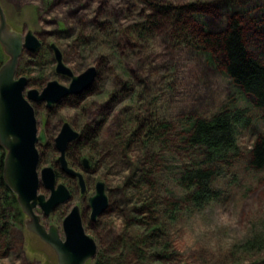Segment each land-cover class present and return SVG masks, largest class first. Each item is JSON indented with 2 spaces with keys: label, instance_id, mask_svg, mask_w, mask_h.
Wrapping results in <instances>:
<instances>
[{
  "label": "rangeland",
  "instance_id": "obj_1",
  "mask_svg": "<svg viewBox=\"0 0 264 264\" xmlns=\"http://www.w3.org/2000/svg\"><path fill=\"white\" fill-rule=\"evenodd\" d=\"M142 1L0 0L11 28L18 33L33 30L49 50V54L44 55L46 63L42 65L31 63L32 54L25 53L24 59L29 62L20 66L21 76L31 80L27 91L37 89L42 92L53 80L70 85V79L55 72L51 44L61 49L64 62L76 75L90 67L98 70L96 82L90 88H94V93L85 100L79 102V95L71 96L52 109H48L46 103H32L38 128L44 130L47 137L46 144L39 147V172L44 167L53 166L59 182L73 189V200L43 222L58 227L64 238L63 221L78 205L87 233L100 242L124 229L131 220L130 223H140L149 215L138 217L136 212L141 199H145L137 193L140 186L136 187L142 176L141 166L137 163L143 154L144 143L129 145V155L122 163L118 158L110 159V168L99 165L84 172L87 191L82 194L77 183L56 164L59 154L54 152V140L64 123H70L80 132L78 126L97 122L101 126L97 142L107 141L117 128L121 111L133 106L135 100L143 112L149 113L151 122L155 119L167 124L169 132L164 145L158 143L159 146L152 148L153 165L156 166L152 170L157 171L158 195L164 198V208H173L176 206L171 204L180 202L182 196L176 178L185 163L181 135L186 130L188 118L210 117L222 109L245 108L250 124L239 132L242 154L221 175L217 183L222 193L219 200L201 210H188V204L181 203L174 220L164 214L167 228L164 251L168 256L164 264H264V247H258L261 250L245 249L255 237L264 239V169H255L248 155L257 139L264 137V109H256L252 97L233 84L226 74L223 60L196 42L183 43L181 37L175 40L167 24L149 32L147 38L132 35L128 42H124L126 27L142 21V13H150L147 11L149 6ZM152 1L175 6L196 4V13L190 15L185 24L212 35L223 33L229 22L237 18L242 22L250 50L254 53L264 50V0ZM106 24L115 27L113 36L102 34L104 29H101ZM61 28L68 30L62 32ZM81 30H84V36L95 40L84 49L72 50L73 41ZM7 60L8 57L3 64ZM71 155L73 167L81 171L76 154ZM84 155L87 150L82 157ZM132 177L134 179L130 181ZM99 180L107 185L110 206L93 225L88 201L95 194ZM41 192L50 195L45 189ZM37 211L41 212L40 209ZM155 216L159 219L161 214ZM13 239L11 254L0 260V264H57L54 251L25 227L16 229Z\"/></svg>",
  "mask_w": 264,
  "mask_h": 264
},
{
  "label": "trees",
  "instance_id": "obj_2",
  "mask_svg": "<svg viewBox=\"0 0 264 264\" xmlns=\"http://www.w3.org/2000/svg\"><path fill=\"white\" fill-rule=\"evenodd\" d=\"M142 2L149 6L147 11L149 10L150 13H142V21L126 27V32L123 33L124 42H128V37L132 35L137 38H147L149 32L156 31L167 24L173 31L175 40L181 37L183 43L196 42L211 55L223 60L226 74L233 84L245 95L252 97L256 109H264V50L260 53L250 50L239 19L233 18L223 33L212 35L199 32L195 27L185 24L187 18L196 13V4L175 6L152 0ZM103 29L102 34L106 37L113 36L116 30L114 26L107 24L101 30ZM67 30L61 28L62 32ZM94 40L93 37L84 36V30H81L73 41L72 50L84 49V46ZM45 54H49V50L44 47L32 54L30 62L37 65L45 64ZM24 56L25 53L17 68L19 76L22 72L20 65L23 63L27 65L29 62V59H24ZM6 58L0 44V67ZM38 58H40L39 61ZM50 60H52L51 57ZM92 93L94 88L79 95L77 100L81 102ZM133 103V106H128L121 111L117 128L107 141L97 142L101 131L99 123L86 122L78 126L80 139L71 145L67 153L68 160L70 159L71 162L73 158L71 154L74 153L77 160L89 158L93 168L99 165L109 167L110 159L118 158L122 163L126 155H129V145L138 146L140 142L144 143L143 154L137 163L141 166L142 176L136 187L140 186L137 193L140 198L145 199H141L142 203L136 212L138 217L149 215L140 223H130L131 220L124 229L110 235V240L96 241L98 254L91 264H164V259L168 258L165 255L166 250L164 251V234L167 229L164 224V214L174 220V214L181 203L188 204V210H201L212 201L219 200L222 193L217 183L224 171L241 157L239 132L241 128L250 124L245 108L222 109L210 117H189L186 130L181 135L185 163L182 164L176 178L177 186L182 190V196L180 202L175 201L176 203L171 204L176 207L164 208V198L158 195L157 171L152 170L156 167L153 165L155 158L152 148L159 146L158 143L164 145L169 126L155 119L151 122L149 113L146 110L143 112L142 107L135 100ZM72 124L75 125L74 122ZM84 150H87V155L82 157ZM248 155L255 169H264V137L257 139L249 149ZM5 158L6 150L0 145V260L11 254L14 247L13 233L16 229L25 227L26 219L16 195L5 181ZM133 179L134 177L130 178V181ZM68 187L73 193L71 186ZM155 214H161V217L157 219L158 216ZM258 247H264V239L260 236L251 240L245 249H262Z\"/></svg>",
  "mask_w": 264,
  "mask_h": 264
},
{
  "label": "water",
  "instance_id": "obj_3",
  "mask_svg": "<svg viewBox=\"0 0 264 264\" xmlns=\"http://www.w3.org/2000/svg\"><path fill=\"white\" fill-rule=\"evenodd\" d=\"M0 44L8 57L0 68V145L6 150L4 178L16 195L19 206L26 215L25 228L50 247L57 264H87L98 254V244L91 237L83 223L81 209L75 205L63 221L62 238L60 229L54 225L46 228L42 217L49 218L61 206L73 200V193L59 178L53 166L42 168L39 147L47 142L44 130H39L35 107L32 103H46L48 109L60 104L68 97L81 95L96 82L98 70L90 67L76 75L64 62L63 53L56 44L50 45L56 63L55 72L71 80L69 86L57 80L50 81L40 92L30 87V80L18 76L17 68L25 52L36 53L44 42L36 32L14 31L8 24L0 4ZM80 132L68 122L64 123L54 140L55 152L59 154L56 164L68 178L78 180L81 193L86 192L83 172L90 169V161L83 158L81 171L72 167L67 159L70 145L80 139ZM50 192L46 195L41 192ZM110 206L107 185L100 180L96 183L95 194L89 198L91 221L96 222ZM40 209V213L37 211ZM42 214V216L40 215Z\"/></svg>",
  "mask_w": 264,
  "mask_h": 264
},
{
  "label": "flooded vegetation",
  "instance_id": "obj_4",
  "mask_svg": "<svg viewBox=\"0 0 264 264\" xmlns=\"http://www.w3.org/2000/svg\"><path fill=\"white\" fill-rule=\"evenodd\" d=\"M0 4H1V2H0ZM2 6V5H1ZM3 8V7H2ZM73 144V143H72ZM71 144V145H72ZM71 145H70V147H71ZM69 147V148H70ZM69 150V149H68ZM67 153H68V151H67ZM85 158V157H84ZM87 158V157H86ZM67 159H68V156H67ZM83 159V158H82ZM82 159H81V161L80 160H77V162H78V164H80V169L83 167V162H82ZM89 159V158H88ZM89 161H90V159H89ZM68 162H69V160H68ZM69 164H70V162H69ZM71 165V164H70ZM92 162L90 161V169L87 171V172H89L93 167H92ZM72 167H73V165H71ZM75 168V167H74ZM76 169V168H75ZM84 177H85V174H84ZM72 180H74L76 183H77V186H78V188H80L79 187V184H78V180H75V179H72ZM85 180H86V177H85ZM96 187V186H95ZM69 188V187H68ZM70 189V188H69ZM71 190V189H70ZM86 191H87V182H86ZM72 192V191H71ZM86 193V192H85ZM84 193V194H85ZM89 202V201H88ZM55 214V212L51 215V216H53ZM41 215V214H40ZM42 216V215H41ZM50 216V217H51ZM49 217V218H50ZM45 219H48V218H44V217H42V224H44V222H43V220H45ZM90 219H91V217H90ZM96 222H92V224L94 225ZM44 226L46 227V228H49L50 226H47L46 224H44Z\"/></svg>",
  "mask_w": 264,
  "mask_h": 264
},
{
  "label": "bare ground",
  "instance_id": "obj_5",
  "mask_svg": "<svg viewBox=\"0 0 264 264\" xmlns=\"http://www.w3.org/2000/svg\"><path fill=\"white\" fill-rule=\"evenodd\" d=\"M81 170V169H80ZM82 172V171H81ZM84 173V172H83ZM100 181V180H99ZM98 182V181H97ZM93 196V195H92Z\"/></svg>",
  "mask_w": 264,
  "mask_h": 264
},
{
  "label": "clouds",
  "instance_id": "obj_6",
  "mask_svg": "<svg viewBox=\"0 0 264 264\" xmlns=\"http://www.w3.org/2000/svg\"><path fill=\"white\" fill-rule=\"evenodd\" d=\"M229 243H231V241H229Z\"/></svg>",
  "mask_w": 264,
  "mask_h": 264
}]
</instances>
